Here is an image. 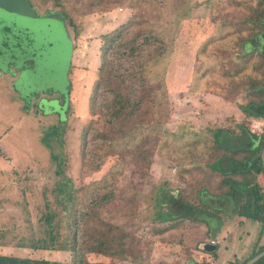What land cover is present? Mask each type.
<instances>
[{
	"label": "rangeland",
	"instance_id": "obj_1",
	"mask_svg": "<svg viewBox=\"0 0 264 264\" xmlns=\"http://www.w3.org/2000/svg\"><path fill=\"white\" fill-rule=\"evenodd\" d=\"M61 1L66 23L59 12H52L54 19L32 16L59 11L57 0H0V254L5 246L41 244L50 234L55 247L64 244L74 216L77 221L90 208L88 232L114 239L113 245L124 232L125 241L148 257L143 264H240L249 258L264 245V225L233 207L220 213V222L199 214L170 220L160 213L182 188L193 193L209 184L219 191L221 176L208 166L214 129L235 134L244 124L264 138V119L246 117L239 108L247 100L241 83L261 75L254 71L257 58L242 59L244 50L235 48V26L257 1L144 0L135 13L127 4L82 11L78 0ZM120 27L113 47L102 49L103 38ZM101 67L109 86L98 88ZM113 88L122 89L127 106L119 120L112 116ZM16 95L12 106L5 102ZM40 96L46 98L38 107ZM5 133L8 143L1 140ZM258 182L264 195L261 175ZM101 195L108 200L96 206ZM189 200L196 203L194 196ZM202 220L211 222L210 235ZM217 230L222 238L215 244L227 248L219 261L211 252H196ZM31 249L24 256L72 259L59 248ZM85 257L134 264L96 252Z\"/></svg>",
	"mask_w": 264,
	"mask_h": 264
},
{
	"label": "trees",
	"instance_id": "obj_2",
	"mask_svg": "<svg viewBox=\"0 0 264 264\" xmlns=\"http://www.w3.org/2000/svg\"><path fill=\"white\" fill-rule=\"evenodd\" d=\"M68 1V0H66ZM79 1V0H78ZM77 1V6L80 10L98 8L95 10H110L113 7L127 4L130 6L134 13L138 11L144 4V0H87L85 4H81ZM255 9L241 20L239 25H245L247 34L243 35V31L235 26V33L238 35L235 48L244 52L241 53L240 58L245 59L249 56L252 58L255 56L256 62L254 64V71H260V77H254L249 75L248 78L241 83L243 87L240 90L246 92L247 100L245 103L239 105L240 111L246 117H252L255 119H264V0H256ZM56 6H61L58 11L65 20L66 23V10L68 9L66 3L61 0H57ZM82 8V9H81ZM138 16H133L132 22L137 20ZM71 23V21H70ZM72 25V24H71ZM68 24H66V27ZM69 27H67V31ZM120 27L118 33L110 37L103 38V47L105 51L108 48L113 47L116 38L121 36ZM162 29V28H161ZM158 34L161 35L162 31ZM80 29L75 33V36L79 35ZM228 34L232 32L227 31ZM70 37V35H69ZM71 38V37H70ZM147 39V38H145ZM207 46L204 45L199 49V53ZM249 57V58H250ZM239 70V67H238ZM106 72L105 68L101 67L100 77L96 81V87H106ZM158 89L163 87V83L158 81ZM234 87L233 89H238ZM111 89V88H110ZM121 88H113L116 95V106L112 111L114 120H119L125 113L126 104L125 97L122 95ZM238 133H233L229 128H218L213 130V143L209 146L208 151L212 156V162L208 164L210 170L216 172L221 176L219 191L211 192L209 190L210 185L201 184L193 193H188L185 188L177 191L176 196L172 195L167 198V210L160 213V217L170 220H176L177 218H189L194 219L197 215H207L209 217L217 218L218 222L222 220L220 213H224L233 207V210L237 215L245 218L257 220L264 225V195L259 189L258 176L261 175L264 179V166L261 157L262 150L264 148V138L261 135H257L251 132L244 124L239 125ZM147 137V136H145ZM238 140V141H237ZM142 153H147L148 150H142ZM208 186V187H207ZM69 196V194H68ZM194 196L196 203L189 200V197ZM229 205L223 207L222 203ZM106 195H101L94 201L96 206L103 201H107ZM214 200L216 202L212 203ZM165 204V203H163ZM92 209L82 211L77 215L78 220L72 222V226L75 227L74 231H71L69 240L64 244L55 247V238L52 234L49 235V240L38 241L41 244H32L33 249H48L59 248L67 250L72 254V259L69 261H57L47 258H30L19 257L14 255L0 254V264H102L101 262H90L86 259L85 254L88 252H96L104 254L109 257H118L123 260L130 261L134 264H143L148 261L147 256L140 255L135 249L132 242H126L124 239V232L120 233L119 240L113 245L114 239L99 236L95 227L97 235L92 236L88 232V223L92 222ZM46 222L49 223L50 217L46 218ZM78 222V223H77ZM208 225V231H210V221L202 220ZM80 223V225H78ZM83 223L85 227H83ZM69 226H71L69 224ZM79 228H81V234L79 235ZM115 229L110 226V232ZM126 238V237H125ZM264 249V245L260 246L257 251L252 253L249 258L258 254ZM247 258V259H249ZM246 259V260H247ZM246 260L241 262L243 264ZM253 264H264V255L256 260Z\"/></svg>",
	"mask_w": 264,
	"mask_h": 264
},
{
	"label": "crops",
	"instance_id": "obj_3",
	"mask_svg": "<svg viewBox=\"0 0 264 264\" xmlns=\"http://www.w3.org/2000/svg\"><path fill=\"white\" fill-rule=\"evenodd\" d=\"M67 33H68V31H67ZM69 34V33H68ZM71 39V38H70ZM71 41H72V39H71ZM72 43H73V41H72ZM73 47V46H72ZM17 77V76H16ZM14 77H12V83H14ZM3 86V81L2 80H0V87H2ZM12 87H14V86H12ZM0 90H2V88L0 89ZM2 93V92H1ZM0 93V94H1ZM39 97V96H38ZM42 96H40V98H41ZM45 97V96H44ZM39 98V99H40ZM46 98V97H45ZM2 99H4V98H2ZM1 99V100H2ZM14 99V100H13ZM13 99H11V98H7L6 100H5V102H7L8 103V105H11L12 106V104L17 100V95H16V97L15 98H13ZM4 101V100H3ZM38 107H39V101H38ZM42 114H43V111H42ZM2 142L3 141H5V142H7L8 143V138H7V135H6V133H5V136L4 137H2ZM13 169L12 167L10 168V164H8L7 165V167H6V169ZM245 218V217H244ZM246 219H249V218H246ZM251 220H253V219H251ZM202 222V221H201ZM257 222H259V221H257V220H254V223L255 224H257ZM203 223H205V222H203ZM219 224V223H218ZM208 227V226H207ZM217 229H218V227H217ZM221 230H222V228H220V232H221ZM222 233V232H221ZM219 234V232H218V230H217V232L214 234V236L212 237H210L209 236V239H216V238H219V236H221V238H222V234ZM207 234H209L210 235V232L208 231V229H207ZM218 241V240H217ZM202 243H204V242H207V241H201ZM28 249L29 250H31L32 251V249H31V246L29 245V246H26L25 244H21V245H19L18 247H15V246H12V245H10V246H5L4 247V250H5V252L4 253H2V254H6V255H14V256H19V257H28V256H24V255H26V252H28ZM225 249H227L224 245L222 246V245H220V244H217V248L215 249V250H213V251H211V253H213V256H210L211 258H213L214 259V257L215 256H217V258H216V260L215 261H219V259H220V257L221 256H223L225 253H226V251H224ZM199 255H202V254H207L208 252H206V251H204V249L203 248H199V249H197V251H196ZM210 253V252H209ZM198 262H202L201 260H198Z\"/></svg>",
	"mask_w": 264,
	"mask_h": 264
},
{
	"label": "water",
	"instance_id": "obj_4",
	"mask_svg": "<svg viewBox=\"0 0 264 264\" xmlns=\"http://www.w3.org/2000/svg\"><path fill=\"white\" fill-rule=\"evenodd\" d=\"M33 15H34V13L32 12V16ZM33 17L35 19H39L35 15ZM46 18H52V19H54L52 13H49L48 16L44 17V19H46ZM261 157H262L263 166H264V148L262 150ZM200 247L203 248L204 251H206V252H211V251H213V250H215L217 248V245L216 244L209 243V242H204V243H201L200 244ZM263 255H264V249L261 252H259L258 254L254 255L253 257L247 259L243 264H253L256 260H258L259 258H261ZM190 264H209V263L206 262V261H202V262L193 261Z\"/></svg>",
	"mask_w": 264,
	"mask_h": 264
},
{
	"label": "flooded vegetation",
	"instance_id": "obj_5",
	"mask_svg": "<svg viewBox=\"0 0 264 264\" xmlns=\"http://www.w3.org/2000/svg\"><path fill=\"white\" fill-rule=\"evenodd\" d=\"M33 13H34V15L37 17V18H40L41 16L44 18V17H46V16H48L49 15V13H40V14H38V13H36L35 11H33ZM69 33V32H68ZM70 42H71V45L73 46V43H72V41H71V39H70ZM73 48V47H72ZM70 65H71V62H70ZM70 65H69V67H70ZM41 98H45V97H41ZM41 98L39 99V102H40V100H41ZM43 112H44V109H41Z\"/></svg>",
	"mask_w": 264,
	"mask_h": 264
},
{
	"label": "built area",
	"instance_id": "obj_6",
	"mask_svg": "<svg viewBox=\"0 0 264 264\" xmlns=\"http://www.w3.org/2000/svg\"><path fill=\"white\" fill-rule=\"evenodd\" d=\"M210 242H211L212 244H215V243H216V241H215V240H213V239H212ZM209 264H213V263H212V262H210Z\"/></svg>",
	"mask_w": 264,
	"mask_h": 264
}]
</instances>
